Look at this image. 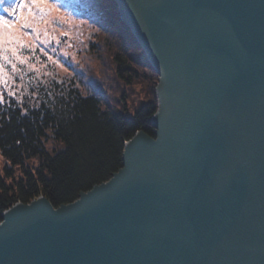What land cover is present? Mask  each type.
Wrapping results in <instances>:
<instances>
[{"label": "water", "instance_id": "95a60500", "mask_svg": "<svg viewBox=\"0 0 264 264\" xmlns=\"http://www.w3.org/2000/svg\"><path fill=\"white\" fill-rule=\"evenodd\" d=\"M158 76L153 137L74 202L2 214L0 264H264V0H117Z\"/></svg>", "mask_w": 264, "mask_h": 264}, {"label": "trees", "instance_id": "16d2710c", "mask_svg": "<svg viewBox=\"0 0 264 264\" xmlns=\"http://www.w3.org/2000/svg\"><path fill=\"white\" fill-rule=\"evenodd\" d=\"M63 1L97 25L116 5L115 0ZM15 3L3 0L0 15L5 16L3 8ZM101 28L99 34L106 39L98 44H104L88 39L84 50L95 60L94 45L103 47L114 64L115 77L125 87L139 85L143 100L128 111L131 114L106 110L97 95L98 78L84 82L80 79L87 73L79 74L80 68L71 66L65 67L67 75L52 68L32 72L27 79L14 76L10 93L0 100V223L2 214L13 206L40 197L54 209L74 202L122 168L125 144L137 132L153 137L158 76L118 13Z\"/></svg>", "mask_w": 264, "mask_h": 264}, {"label": "rangeland", "instance_id": "374dc122", "mask_svg": "<svg viewBox=\"0 0 264 264\" xmlns=\"http://www.w3.org/2000/svg\"><path fill=\"white\" fill-rule=\"evenodd\" d=\"M115 2L113 12H109L107 18L102 15L99 25L91 24L86 18L72 12L63 0H46L39 6H33L32 14L27 20L28 26L17 25L16 29L8 30L3 40H0V100L5 93H10L16 75L27 79L32 72L46 73L52 68L67 75L65 67L71 66L72 69L80 68L79 74L87 73L85 79H80L84 82L98 78L101 89L97 95L106 110L132 112L138 102L143 100L141 87H125L115 77L114 64L103 47H98V51L94 45L97 51L95 60L92 54H87L84 50L88 39L96 45L99 39H106L103 34L100 35L101 27L109 25L117 13L121 20L117 0ZM99 10H103L101 6ZM27 11L24 10L25 14ZM101 44L104 43L100 42L98 46ZM2 164L0 157L1 169Z\"/></svg>", "mask_w": 264, "mask_h": 264}, {"label": "snow or ice", "instance_id": "6c2138e0", "mask_svg": "<svg viewBox=\"0 0 264 264\" xmlns=\"http://www.w3.org/2000/svg\"><path fill=\"white\" fill-rule=\"evenodd\" d=\"M46 0H16L15 4H11L8 7L3 8V12L6 16L0 15V40H3L5 33L10 29H16L17 25L21 27H27L28 17L32 14L33 6H39ZM3 0H0V4ZM27 9V14L24 10ZM11 17L12 19H9ZM23 21V23H21Z\"/></svg>", "mask_w": 264, "mask_h": 264}, {"label": "bare ground", "instance_id": "6f19581e", "mask_svg": "<svg viewBox=\"0 0 264 264\" xmlns=\"http://www.w3.org/2000/svg\"><path fill=\"white\" fill-rule=\"evenodd\" d=\"M122 21V20H121ZM123 22V21H122ZM124 23V22H123ZM132 33V32H131ZM133 35V34H132ZM134 36V35H133ZM135 38V37H134Z\"/></svg>", "mask_w": 264, "mask_h": 264}]
</instances>
